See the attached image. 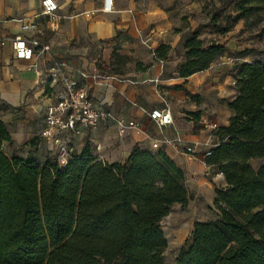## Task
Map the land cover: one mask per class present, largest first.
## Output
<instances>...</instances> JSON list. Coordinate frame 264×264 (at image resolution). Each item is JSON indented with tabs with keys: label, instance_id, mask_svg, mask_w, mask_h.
<instances>
[{
	"label": "crops",
	"instance_id": "1",
	"mask_svg": "<svg viewBox=\"0 0 264 264\" xmlns=\"http://www.w3.org/2000/svg\"><path fill=\"white\" fill-rule=\"evenodd\" d=\"M41 1L0 0V40L5 41L0 47V121L11 138V144H3V153L41 165L51 160L39 138L50 93L40 81L54 61L62 62L65 76L85 85L97 105L137 125L123 136L103 123L92 131L82 129L73 140L75 155L87 145L100 160L112 164L124 162L132 150L163 153L184 173L189 200L184 209L172 207L161 221V231L167 247L189 241L194 223L216 219L215 191L226 186L202 152L215 145L217 131L229 125L232 112L227 105L238 96L237 67L243 63L264 67V34L256 38L241 20L224 36L202 29L200 39H218L223 54L208 69L180 78L177 67L184 59L185 41L209 21L202 12L206 0H54L55 21L41 16ZM24 22L37 26L34 36L48 47L30 62L12 59L11 41L31 36L21 32ZM160 46L169 52L158 60L154 51ZM113 54L129 61L124 77L112 70ZM164 107L170 110L172 123L159 126L148 114ZM188 147L196 154H187ZM262 165V160L248 162L255 171ZM165 220L168 226L162 227ZM170 225L176 227L177 241L169 236Z\"/></svg>",
	"mask_w": 264,
	"mask_h": 264
},
{
	"label": "trees",
	"instance_id": "2",
	"mask_svg": "<svg viewBox=\"0 0 264 264\" xmlns=\"http://www.w3.org/2000/svg\"><path fill=\"white\" fill-rule=\"evenodd\" d=\"M255 1L237 0L231 11L211 13L205 3L209 21L185 41L178 76L204 71L223 54L218 39H200L204 28L224 36L241 20L261 37L264 0L260 8ZM256 11H262L258 26L248 22ZM168 52L158 47L155 59ZM235 80L229 125L217 131L205 160L226 184L215 191L216 219L193 224L174 264H264V165L248 166L264 161V67L243 63ZM3 144L11 138L0 121V264H166L160 222L189 198L184 173L163 153L132 150L124 162L109 164L86 145L60 169L52 159L41 165L7 157Z\"/></svg>",
	"mask_w": 264,
	"mask_h": 264
},
{
	"label": "built area",
	"instance_id": "3",
	"mask_svg": "<svg viewBox=\"0 0 264 264\" xmlns=\"http://www.w3.org/2000/svg\"><path fill=\"white\" fill-rule=\"evenodd\" d=\"M111 3V0H109ZM41 16L48 20L57 19L58 7L54 0L41 1ZM110 8V6H108ZM106 8H104L105 10ZM37 26L34 23L24 22L21 32H29L31 36L14 39L11 41L12 59L14 61L30 62L35 57L48 51V47L41 45L34 36ZM5 44L0 40V47ZM64 64L54 61L50 72L40 81V84L49 89L47 94L49 103L44 107L39 131V138L45 145V153L58 168H64L71 161L74 153L73 140L82 129L94 130L100 123L112 128L118 136H123L128 130L137 128L133 121L123 122L112 111L97 105L88 93V88L74 79L65 76ZM59 87L58 91H54ZM148 117L159 126H167L172 123V117L168 107L155 109L149 112ZM216 129V125H212ZM215 145L207 146L202 152V158L206 160L211 156ZM187 154H196L193 147L185 149ZM215 176L222 174L215 169Z\"/></svg>",
	"mask_w": 264,
	"mask_h": 264
},
{
	"label": "rangeland",
	"instance_id": "4",
	"mask_svg": "<svg viewBox=\"0 0 264 264\" xmlns=\"http://www.w3.org/2000/svg\"><path fill=\"white\" fill-rule=\"evenodd\" d=\"M236 1L237 0H206V2H205L207 4L206 11L209 12V13H211L213 11L229 12V11L232 10L233 5H234V3ZM253 5L255 7L260 8V7L263 6V3L260 2L259 0H256ZM261 14H262V11L253 12L251 14V16L249 17L248 22L251 23V24H256V25L259 24L260 21H257V19L260 17ZM113 65H114V68L112 70L115 71V72H118V74L120 76L124 77L125 75L128 74L130 66H129V61L127 59H125V58H123V59L115 58L113 60ZM184 208H182V209H184ZM211 218L213 219V218H215V216H212ZM166 222L167 221L165 220L162 223V227H167L168 226V223H166ZM160 227H161V222H160ZM175 228H176L175 225L174 226L170 225V229H172V230H171L169 236L172 238L173 241H177L178 240V238L174 234L175 233V231H174ZM170 237H167L168 241H169ZM188 243H189V241H185L181 245H175V246L167 247V249L165 250V252L163 254L164 262L166 264H171L173 262V260H174V256L177 254L178 250L185 248L188 245Z\"/></svg>",
	"mask_w": 264,
	"mask_h": 264
}]
</instances>
